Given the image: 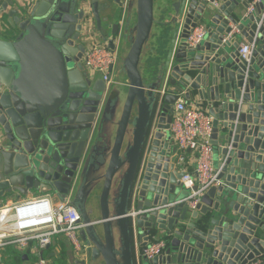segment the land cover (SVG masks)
Masks as SVG:
<instances>
[{
  "label": "water",
  "instance_id": "1",
  "mask_svg": "<svg viewBox=\"0 0 264 264\" xmlns=\"http://www.w3.org/2000/svg\"><path fill=\"white\" fill-rule=\"evenodd\" d=\"M3 0L0 206L69 197L84 243L66 264H248L264 256V17L243 0ZM182 22L176 50H154ZM194 46L185 43L198 24ZM253 44L248 60L241 40ZM117 53L109 87L84 69ZM170 45V43H169ZM207 108L219 183L195 209L170 135L179 99ZM194 104V103H193ZM163 240L146 259L141 250ZM49 248V246H48Z\"/></svg>",
  "mask_w": 264,
  "mask_h": 264
},
{
  "label": "built area",
  "instance_id": "2",
  "mask_svg": "<svg viewBox=\"0 0 264 264\" xmlns=\"http://www.w3.org/2000/svg\"><path fill=\"white\" fill-rule=\"evenodd\" d=\"M243 1L247 3V13H252L256 5L261 3V15L264 17V0ZM213 3L217 4V0ZM181 31L182 25L178 27L173 51L177 48ZM205 33V26L198 24L191 29L185 43L194 46L202 40ZM252 48V43H241L240 56L248 60ZM82 63L84 69L90 73H98L106 82V87L111 85L113 70L117 63L116 51H112L105 44L92 43L84 52ZM211 124L212 116L207 111L189 106L182 98L174 103L170 135L177 149L176 161L182 166L187 150L195 151L197 157L194 173L186 172L182 168L184 174L181 177L183 187L189 192L187 205L192 210L207 189L219 183L217 172L212 165L214 147L210 143ZM82 226L80 214L69 197L52 200L49 195H43L19 203L4 202L0 206V254L7 245H14L20 249L31 248L34 252L40 253L59 234L67 237L74 249L80 251L84 246L78 236ZM164 245L163 240L152 241L141 250V255L146 259L152 258L162 251ZM36 264L50 263L45 256L39 254ZM248 264H264V256Z\"/></svg>",
  "mask_w": 264,
  "mask_h": 264
},
{
  "label": "crops",
  "instance_id": "3",
  "mask_svg": "<svg viewBox=\"0 0 264 264\" xmlns=\"http://www.w3.org/2000/svg\"><path fill=\"white\" fill-rule=\"evenodd\" d=\"M3 0H0V4ZM187 1V0H184ZM182 25V22H178V27ZM203 25V23L201 24ZM176 38V37H175ZM176 43V39L174 40ZM247 42L245 39L241 40V43ZM175 45V44H174ZM173 51V50H172ZM174 52V51H173ZM172 52V53H173ZM117 55V53H116ZM119 68V63L117 61L114 71ZM194 103V104H193ZM189 106H195V102H188L187 103ZM205 111H207V108H201ZM173 141V139H172ZM174 143V141H173ZM185 161L181 168H183L186 172L194 173V168L196 165L197 157H196V152L192 151H185ZM216 155L213 153V158H212V165L215 168L216 165ZM43 195H49V197L52 200L59 199V197L49 194L46 192H40V191H29L27 194L21 195L19 198H13L9 199L7 203H19L23 202L29 199H33L36 197H40ZM57 236V235H56ZM54 237L52 239V243L49 245V248H45L42 252L37 253L31 250V248H25V249H20L17 248L14 245H7L5 246L0 254V264H36L37 260L39 258V254H42L45 256L48 260L51 261L50 264H66V257L67 255L73 251V252H79L74 249L71 241H69L66 237L65 239H59L57 237ZM72 253V252H71Z\"/></svg>",
  "mask_w": 264,
  "mask_h": 264
},
{
  "label": "trees",
  "instance_id": "4",
  "mask_svg": "<svg viewBox=\"0 0 264 264\" xmlns=\"http://www.w3.org/2000/svg\"><path fill=\"white\" fill-rule=\"evenodd\" d=\"M177 30H178V25H176V27L172 30L170 35H167V30H164V33L158 39V43H159L158 48L155 49L152 47L150 50V52H153L154 50L155 59H151L150 61H148L147 66L151 65V62H157V58L162 59L163 57L171 53V51L173 50L174 40L176 37Z\"/></svg>",
  "mask_w": 264,
  "mask_h": 264
},
{
  "label": "rangeland",
  "instance_id": "5",
  "mask_svg": "<svg viewBox=\"0 0 264 264\" xmlns=\"http://www.w3.org/2000/svg\"><path fill=\"white\" fill-rule=\"evenodd\" d=\"M56 237L59 238V239H65L66 240V237L63 234H59ZM48 261H49V263H51L50 260H48Z\"/></svg>",
  "mask_w": 264,
  "mask_h": 264
}]
</instances>
